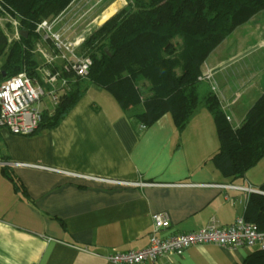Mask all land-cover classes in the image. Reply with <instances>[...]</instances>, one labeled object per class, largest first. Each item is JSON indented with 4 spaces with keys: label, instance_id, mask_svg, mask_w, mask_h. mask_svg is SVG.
<instances>
[{
    "label": "crops",
    "instance_id": "0c3cea01",
    "mask_svg": "<svg viewBox=\"0 0 264 264\" xmlns=\"http://www.w3.org/2000/svg\"><path fill=\"white\" fill-rule=\"evenodd\" d=\"M216 49L205 62L212 81L200 82L208 91L198 93L205 97L216 84L223 110L220 96L228 108L264 72L232 79L228 69L238 58L211 56ZM140 125L91 85L55 128L16 136L0 127V264H112L95 253L139 251L152 234L167 238L212 218L222 227L244 218L249 195L233 186L262 191L264 181L250 172L226 178L214 166L219 141L204 104L182 130L168 114ZM156 213H166L170 226L154 233ZM252 252L204 244L143 264H241Z\"/></svg>",
    "mask_w": 264,
    "mask_h": 264
},
{
    "label": "trees",
    "instance_id": "16d2710c",
    "mask_svg": "<svg viewBox=\"0 0 264 264\" xmlns=\"http://www.w3.org/2000/svg\"><path fill=\"white\" fill-rule=\"evenodd\" d=\"M72 1L0 0V14L8 5L24 18L22 31L27 32V37L21 36L8 46L0 31V54L7 51L0 84L21 72L40 81L33 51L38 46L49 48L51 42L42 40L36 26L55 18ZM133 5L134 9L106 20L82 44L79 54L92 61L84 78L62 70L60 65L49 67L50 72H61L66 86L57 91L55 108L42 112L38 130L55 128L91 85L108 92L124 113L145 127L168 114L182 130L201 103L197 78L209 54L237 27L264 11V0H134ZM98 45L103 49H97ZM137 79L148 86L151 94L147 98H143ZM68 80L75 83L70 86ZM213 92L202 99L213 116L219 141L211 161L224 177L241 178L264 158V92L237 128L231 126ZM10 180L15 191L28 199L22 185ZM260 189L264 191V184ZM263 206L264 197L249 195L244 220L264 232ZM241 264H264V251H253Z\"/></svg>",
    "mask_w": 264,
    "mask_h": 264
},
{
    "label": "built area",
    "instance_id": "2783aa9c",
    "mask_svg": "<svg viewBox=\"0 0 264 264\" xmlns=\"http://www.w3.org/2000/svg\"><path fill=\"white\" fill-rule=\"evenodd\" d=\"M37 32L42 35L44 42H51L49 48L38 46L48 69L50 66L60 65L62 70L76 77L84 78L88 74L92 64L91 58L75 54L70 43L63 40L59 34L52 33L47 21L37 25ZM40 77L39 81L29 77L26 72H21L0 84V127L8 129L16 136H29L38 130L42 112L55 108L56 93L66 86V80L60 71L40 73ZM205 78L212 81L211 76L207 75ZM212 90L215 91V88L212 87ZM46 103H49V106ZM140 128L143 129L145 126L140 125ZM15 165L25 166L21 163ZM233 188L248 195L264 197V191L257 190L251 185ZM152 222L154 233L164 231L170 226L166 213L152 215ZM204 244L226 249L247 248L252 251H264V232L260 231L255 223L244 218H237L227 227H222L218 219L212 218L204 228L190 233L167 238H159L152 234L147 247L139 251L108 254L101 250L95 255L112 264H143L154 262L162 256H181L189 248Z\"/></svg>",
    "mask_w": 264,
    "mask_h": 264
},
{
    "label": "rangeland",
    "instance_id": "374dc122",
    "mask_svg": "<svg viewBox=\"0 0 264 264\" xmlns=\"http://www.w3.org/2000/svg\"><path fill=\"white\" fill-rule=\"evenodd\" d=\"M134 0H73L64 11L55 18L47 19V23L51 26L52 33L59 34L61 38L72 45L75 54L83 52L82 44L97 30L106 20L117 15L118 13L128 10L130 7L134 9ZM23 17L18 15L8 5L0 14V31L7 38L8 46L22 39L20 32L22 31ZM38 25V24H37ZM35 32H37V26ZM103 49L98 45L97 49ZM39 47L34 49L33 56L37 64L40 66L39 73L49 72L44 64ZM89 50V48H87ZM97 50V51H99ZM90 51V50H89ZM86 52V51H84ZM7 51L0 54V70L6 60ZM211 54V53H210ZM209 54V55H210ZM221 59L238 58L228 72L230 78L247 76L249 73L256 74L259 71L264 72V11L258 12L247 22L237 27L226 39L222 41L219 47L211 56ZM208 58V57H207ZM206 62V61H205ZM41 65L43 67H41ZM236 74V76H235ZM211 76V72L206 68L204 63L201 73L198 76V82L209 81L206 76ZM69 81V80H68ZM73 82L69 81L71 86ZM75 83V81H74ZM73 83V84H74ZM137 85L143 98H147L151 93L144 81L137 79ZM215 90H217L216 84ZM264 87V74L254 80L246 90H242L236 97L232 105L226 108V101L220 96V100L224 102L223 112L231 119V125L236 128L245 118L247 110L251 107L255 99L259 96L260 88ZM202 92L208 91L206 85H199ZM211 91L213 92L212 88ZM204 95L199 92L200 107L203 106L202 99ZM260 97V96H259ZM49 106V103H46ZM198 106V107H199ZM142 125V124H141ZM257 173L258 179L264 181V158H262L254 167L248 170V173Z\"/></svg>",
    "mask_w": 264,
    "mask_h": 264
},
{
    "label": "water",
    "instance_id": "95a60500",
    "mask_svg": "<svg viewBox=\"0 0 264 264\" xmlns=\"http://www.w3.org/2000/svg\"><path fill=\"white\" fill-rule=\"evenodd\" d=\"M20 35H21L22 37L25 38V37H27V32L21 31V32H20ZM4 75H5V74H4Z\"/></svg>",
    "mask_w": 264,
    "mask_h": 264
}]
</instances>
